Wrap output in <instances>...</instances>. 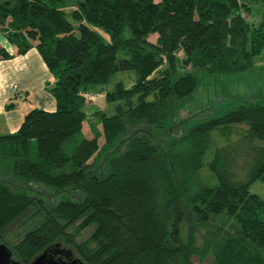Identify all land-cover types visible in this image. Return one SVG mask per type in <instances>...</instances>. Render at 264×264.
Returning <instances> with one entry per match:
<instances>
[{"label": "trees", "instance_id": "trees-1", "mask_svg": "<svg viewBox=\"0 0 264 264\" xmlns=\"http://www.w3.org/2000/svg\"><path fill=\"white\" fill-rule=\"evenodd\" d=\"M249 2L79 0L68 11L67 0H0L15 49L0 45V59L37 48L57 103L0 136V239L24 214L35 222L8 240L18 259L65 242L86 264H264V199L250 190L264 182V95L180 118L202 74L247 72L264 53V16L250 20ZM124 70L136 81H118L106 94L114 113L94 123L90 86Z\"/></svg>", "mask_w": 264, "mask_h": 264}, {"label": "rangeland", "instance_id": "rangeland-1", "mask_svg": "<svg viewBox=\"0 0 264 264\" xmlns=\"http://www.w3.org/2000/svg\"><path fill=\"white\" fill-rule=\"evenodd\" d=\"M251 4V12L247 13L249 19L258 22L264 16V2L263 0H243ZM69 2H76V0H69ZM68 11H70L68 9ZM96 29L102 34L105 41L110 40V34L103 27L97 26ZM156 34L150 36L152 41H156ZM182 54V53H180ZM124 54L121 53L120 57ZM202 79L199 85V88L193 93L192 96L184 100V108L180 111V118L187 119L190 115L196 117L195 114L202 113V116L197 117L200 119L205 117L207 114L214 111L213 106L219 108L225 107L230 100L228 98L240 96L243 98H249L255 94L264 95V53L256 58L255 67L247 72L236 73V74H219V75H205L202 74ZM118 81H123L126 86H131L136 81V74L134 70H124L116 72L107 83L91 85L89 91L87 92V105L85 106V111L88 116L91 117L92 121L96 123V113L100 111H105L108 114L114 113V103H110L106 99V94L108 91L114 89L115 84ZM223 102V105H222ZM225 103V104H224ZM222 105V106H221ZM222 109V108H221ZM245 130V125H237L236 127L231 128H219L216 129L211 135H209L211 146H215L218 142L223 140H229L238 133H241ZM1 171V168H0ZM209 173L206 167L202 170V175L207 176ZM35 188H38V185H33ZM250 190L253 193H257L264 199V182L262 180L254 181ZM48 194H51V191H47ZM264 218V213H263ZM35 223L34 221L29 220V214H24L9 224L3 231L2 239L0 243H5L7 246L12 249L11 242L13 238L22 237L25 232ZM93 228L88 227L77 237L78 242L86 241L92 232ZM6 237L7 240L4 238ZM3 238L5 241H3ZM59 246L62 249H70L74 252L75 258L82 259L72 247L65 242H59ZM52 246V245H51ZM56 246V245H53ZM58 246V247H59ZM14 257L18 259L14 253ZM83 260V259H82ZM212 256H209L205 261H199L198 256H194V262L196 264H211ZM86 264V263H85Z\"/></svg>", "mask_w": 264, "mask_h": 264}, {"label": "crops", "instance_id": "crops-1", "mask_svg": "<svg viewBox=\"0 0 264 264\" xmlns=\"http://www.w3.org/2000/svg\"><path fill=\"white\" fill-rule=\"evenodd\" d=\"M67 0V9L77 2ZM0 45L9 52L14 46L0 29ZM54 77L37 48L9 59H0V136L17 131L34 108L54 111L57 103L50 85ZM15 104L13 107H8Z\"/></svg>", "mask_w": 264, "mask_h": 264}, {"label": "water", "instance_id": "water-1", "mask_svg": "<svg viewBox=\"0 0 264 264\" xmlns=\"http://www.w3.org/2000/svg\"><path fill=\"white\" fill-rule=\"evenodd\" d=\"M60 243L53 245L58 246ZM52 245V246H53ZM51 247V246H48ZM13 249H10L7 244L0 243V264H24L20 259H13ZM80 262V259H77ZM29 264H60V262L50 257L48 249H44L38 256H36Z\"/></svg>", "mask_w": 264, "mask_h": 264}, {"label": "flooded vegetation", "instance_id": "flooded-vegetation-1", "mask_svg": "<svg viewBox=\"0 0 264 264\" xmlns=\"http://www.w3.org/2000/svg\"><path fill=\"white\" fill-rule=\"evenodd\" d=\"M58 246H51L47 247L46 249H48L50 257L57 259L60 264H85L82 259L80 260V262L76 260L74 252L72 250L62 249L60 248V246ZM12 258L16 259L14 257V253Z\"/></svg>", "mask_w": 264, "mask_h": 264}]
</instances>
